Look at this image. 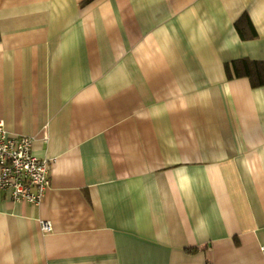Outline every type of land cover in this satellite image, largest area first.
Instances as JSON below:
<instances>
[{
  "label": "crops",
  "instance_id": "crops-1",
  "mask_svg": "<svg viewBox=\"0 0 264 264\" xmlns=\"http://www.w3.org/2000/svg\"><path fill=\"white\" fill-rule=\"evenodd\" d=\"M245 59L264 0H0V120L51 162L41 204L0 191V264H264Z\"/></svg>",
  "mask_w": 264,
  "mask_h": 264
},
{
  "label": "built area",
  "instance_id": "built-area-1",
  "mask_svg": "<svg viewBox=\"0 0 264 264\" xmlns=\"http://www.w3.org/2000/svg\"><path fill=\"white\" fill-rule=\"evenodd\" d=\"M51 162L33 153V138L14 135L0 120V191L16 202L39 205L51 188ZM43 233L52 230L50 220H41Z\"/></svg>",
  "mask_w": 264,
  "mask_h": 264
},
{
  "label": "trees",
  "instance_id": "trees-1",
  "mask_svg": "<svg viewBox=\"0 0 264 264\" xmlns=\"http://www.w3.org/2000/svg\"><path fill=\"white\" fill-rule=\"evenodd\" d=\"M239 34L243 39L254 38L257 36V32L252 22L248 19L245 26L238 27ZM249 32V33H248ZM234 69L237 76L247 75L253 77V83L264 84V64L250 61L240 60L234 62ZM255 75V76H253Z\"/></svg>",
  "mask_w": 264,
  "mask_h": 264
}]
</instances>
